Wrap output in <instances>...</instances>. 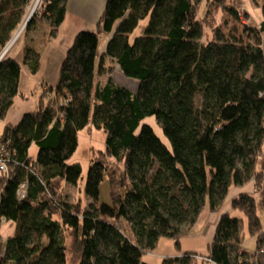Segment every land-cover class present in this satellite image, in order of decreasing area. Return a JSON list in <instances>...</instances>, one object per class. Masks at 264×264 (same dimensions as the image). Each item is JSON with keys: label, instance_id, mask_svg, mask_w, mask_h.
<instances>
[{"label": "trees", "instance_id": "obj_1", "mask_svg": "<svg viewBox=\"0 0 264 264\" xmlns=\"http://www.w3.org/2000/svg\"><path fill=\"white\" fill-rule=\"evenodd\" d=\"M66 1L41 0L25 29L39 19L48 25L47 37H55ZM197 1L105 0L99 29L78 31L55 85L48 84L37 110L15 124L6 115L14 96H22L21 64L1 58L0 155L7 169L0 171V220L15 227L0 237V264H67L68 231L80 240L78 264H150L142 255L160 238L179 247L205 210L220 213L233 188L252 181L254 192L233 196L230 207L256 235L255 254L242 247L245 221L226 212L206 255L186 252L161 264H194L197 257L264 264L253 197L263 177L255 164L264 153V0H253L263 15L256 26L240 20L236 0H207L202 12ZM31 2L0 0V50ZM204 26L209 39L203 38ZM99 32L108 36L101 51ZM35 41L28 40L21 61L33 75L42 56ZM108 60L137 81L135 90L113 78ZM149 116L168 143L145 122ZM90 118L106 129V140L104 150L91 154L82 188L89 204L81 208L78 199L65 201L63 184L80 185L81 165L68 160ZM105 180L112 205L100 200ZM22 185L26 191L19 198ZM120 219L128 231L117 226Z\"/></svg>", "mask_w": 264, "mask_h": 264}, {"label": "rangeland", "instance_id": "obj_2", "mask_svg": "<svg viewBox=\"0 0 264 264\" xmlns=\"http://www.w3.org/2000/svg\"><path fill=\"white\" fill-rule=\"evenodd\" d=\"M40 1L41 0H39L37 5H39ZM67 1H66V4H67ZM227 1L229 2L230 0H227ZM35 2H36L35 0H32L30 5L28 6L27 16L23 20L22 25H20V26H18V28H16V31L12 35L8 44L4 48H1L0 60L4 56L9 55L10 54L9 52L12 51L13 47H14L13 48L14 52L16 50H18V48L21 49L23 47L24 40L26 41L25 45H24V47H25L29 43L27 41V39H30V37H33V41H35V39L38 38L36 41H38V43H39V48H40L41 52L45 50L46 46H47L46 48L48 49L50 43L53 41L54 38H56L57 35L53 38H50V39L47 37L46 33L49 30L48 25L45 21L41 22L39 19L34 21L28 30L25 29L26 24L30 20L29 18L32 15L34 16L35 13H37V11L39 10V9H37L36 5H34ZM236 2L240 4V5H238V8H240V7L243 9L245 8L246 12L249 14V16H247V17L246 16L244 17V15L242 16L241 19H243V22L248 21L252 26H256V24H258L262 20V16H263L262 15V9L259 8L256 4H254L253 0H236ZM197 4L200 5L199 11L202 12V10L207 5V0H198ZM93 6H94V4H93ZM79 7H81V6H79ZM84 9L86 11H88V12L84 13V16L88 17L90 20H92V19L94 20L95 16H94L93 11L97 10V6H96V9H94V7H92L91 5H88ZM244 14H245V12H244ZM29 15H31V16H29ZM38 15L39 14H36V18ZM239 15H241V12L238 11V16ZM28 16H29V18H28L29 20L27 19ZM216 17L217 18L214 19V21L216 20L219 22L220 15H216ZM85 21H87V20H84L81 17L77 18V20L72 23V28H76L78 23H80V25H81L79 27L80 30L88 29L89 26H91V25H86ZM61 24H60V26H61ZM42 27L44 30L42 29ZM97 29H99V28L94 23V29L93 30H97ZM44 31H45V33H44ZM210 31H211L210 28H207V26H204V30H203L204 37L203 38H205V39L211 38L212 33H210ZM107 37L108 36L105 33L99 32V38H100L99 49H100V51H101V48L104 47V45L108 39ZM24 38H26V39H24ZM262 40L264 42V37ZM35 45H36V43H35ZM52 45L54 46V44H52ZM55 45H56V47L59 46L57 43ZM56 47L55 48L50 47L49 49L51 51L55 52L54 50L56 49ZM262 47H263V53H264V43H263ZM6 49H8V50L6 51ZM54 54H56V53H54ZM54 54L52 56H54ZM16 57L18 59L19 56H16ZM57 58L58 57L55 56V57H51V59H48V57L45 58V56H44L43 57V64H42L43 70L40 71L39 73H35V75L27 72L26 66L21 63L22 59L17 60L21 64V67L23 68V69L21 68V72H20L21 77H20V82H19V84L21 83L20 86H22L21 87L22 91L20 90L22 92V96H14L13 104L9 110V114H12L13 112L15 113V111H18V110L19 111L37 110L38 101H39V97H40L39 95L41 94V92L43 90L44 91L47 90V88L49 86L48 84L55 85V83L53 84L52 82H55L57 80L56 79V73H54V67L57 64V62H56ZM47 60H49V61L47 62ZM61 61H60V63H61ZM106 63L108 65L113 66L112 67V71H113L112 74H113V78H115V80L117 82L121 83L124 86L127 85L132 90H135L137 81H133L129 78L124 77L116 69L115 64L112 63L111 61L108 60ZM58 71H59V68H58ZM47 77H50V78L47 79ZM42 78L50 80V81H48L50 83H48V84L43 83V81H46V80H42ZM105 78H106L105 76H102L99 78L98 81L104 83ZM53 80H55V81H53ZM6 119H7V115H6ZM9 121L11 122L12 120L9 119ZM145 122L147 124L152 125L156 135L159 136L164 142L168 143L166 137L162 134L159 126L156 125L155 119L153 116H149L148 118H146ZM4 124H5V119H4V121L0 120V134L3 133ZM105 137H106V129H104L102 127H97L94 124V122L92 121V118H90L88 123L78 132L79 143H78V146H77L75 152L72 154V156L70 157L68 162L69 163L78 162L81 165L82 179L79 182V184H80L79 186H76V185L73 186V185H69L67 183L63 184V196H64V199L66 202L75 204L76 199H78V202H79L81 208L85 207L84 202L89 204V199H85L87 197L83 194V190H82V188H84L83 183L85 180V176L87 175V169H88V165L90 163L89 160L91 158V154H92V152L95 153V151H97V150H104L105 140H106ZM36 150H37L36 146L31 147L30 152L32 153V155H35L37 153ZM255 165H256L255 170L257 172H262V175H263L261 185L259 186L260 187L259 191L254 193L253 197L255 198V207L257 209L258 218L261 222V231L263 233V238H264V153L262 154V156H259L257 158ZM254 188L255 187H254L253 181L250 183H246V184L242 185L241 187H234L232 190L233 193L230 194L229 197H227L226 204L227 203L230 204V201H231L230 198H232L233 195L235 196V194H239L241 192L253 193L255 190ZM100 194H101L100 200L103 203H105L106 205H112L113 204L111 197H110V184L108 183V181H106V180L103 181V184L100 187ZM229 210L234 215L241 217L245 221V223H244L245 225H244L243 231H242V232H244L242 247L249 254H255V250L257 247V238H256V235H254V236L250 235V233L247 231L246 218L243 216L242 213L239 212V210H232V208H230ZM205 218H206V213H205V215H203V217H201V221H199L200 224L197 222L198 224L196 225V227H194L191 230V232L188 234V236H183L180 238L179 247L178 246L176 247L174 245V243L166 237L160 238L158 240L156 246H155V249L153 251L144 252V254L142 255V259L145 260L146 262L150 263V264H161V262L163 261L164 258H166V256H177V254L186 253V252H194L200 256L206 255L208 252V247H209L208 244H209L211 239L208 238V234H206L207 232L204 229ZM116 224L118 227H121L123 230L128 231V226L125 224V222L122 219L117 220ZM14 227H15L14 222H10V221L5 222V221L0 220L1 241L3 238L9 236V234H12L14 232L13 231ZM65 240H66V258H67V262H68L67 264H78V260H79L80 252H81L80 251V240H79L78 235L77 234L75 235L73 232L68 231L65 235ZM1 248H2V246H1ZM1 248H0V250H1ZM201 257H197L196 262L194 264H214L212 261H209V260H207L205 258H201Z\"/></svg>", "mask_w": 264, "mask_h": 264}, {"label": "crops", "instance_id": "obj_3", "mask_svg": "<svg viewBox=\"0 0 264 264\" xmlns=\"http://www.w3.org/2000/svg\"><path fill=\"white\" fill-rule=\"evenodd\" d=\"M104 3H105V0H68L67 1V4H66L67 9H66V14H65V20L61 24V26L58 28L59 31L57 33L56 38L53 39V41L50 43V45L48 44L49 45L48 49L46 48L47 47L46 46L45 50L42 51L43 53H42V56H41V59H40L41 60L40 61L41 66H40V69L36 73H39L40 71L43 70V65L42 64H43V57L44 56H45V58L48 57V59H51V57H55L56 56V57H58L57 61H56L58 65L56 64V66L54 67V73H56V79H58V74H59L58 73V68L60 67V64H61L60 61L63 59L64 55L68 51L67 50L68 47L71 45V43L74 40L73 39L74 35L80 30L79 27L81 26L80 23H78L76 28H72V23L75 22L77 20V18L81 17L82 19L87 20V21H85L86 25H91V26H89L88 29H85V30L97 31V30H93L94 29V23L97 25V22L99 21V19L101 17L100 15H101V13H102V11L104 9V6H105ZM93 4H94V6H93ZM88 5H91L92 7H94V9H96V6H97V10L93 11L94 12V16H95L94 20L93 19L90 20L88 17L84 16V13L88 12L84 8L87 7ZM79 6H81V7H79ZM245 11H246V9H245ZM247 15L249 16L248 13H247ZM42 29H43V27H42ZM44 33H45V31H44ZM24 39H26V38H24ZM30 39H33V37H30ZM37 39L38 38H36V40ZM28 40L29 39H27V41ZM25 42L26 41L24 40L23 47L21 49L18 48V50H16L15 52L13 51V48H14L13 47L12 51L9 52L10 53L9 55L11 57H14L16 60L22 59L23 58V54H24L23 49H24ZM262 42H263V40H262ZM35 43H36V41H35ZM56 43L59 45L58 47H56V45H55ZM52 44H54V46ZM38 45H39V43L37 42L36 46H38ZM50 47H53V48L56 47V49L54 50L55 52L51 51L49 49ZM54 53H56V54H54ZM53 54H54V56H52ZM16 56H19L18 59H17ZM48 61L49 60H47V62ZM26 70L29 73L27 67H26ZM49 78L50 77H47V79H49ZM47 79L42 78V80H46V81H43V83H45V84L50 83V82H48L50 80H47ZM53 81H55V80H53ZM56 81L52 82V83L54 84V83H56ZM20 85H21V83L19 84V86ZM21 87L22 86H20V90L22 91ZM26 111H19L18 110V111H15V113L13 112L12 114H9V111H8L7 112V119L8 120L11 119L12 120L11 122L13 124H15V123H17L20 120L21 116L24 113H26ZM232 193L233 192L231 191L230 194H232ZM235 195H237V194H235ZM229 209H230V204L227 203L224 206L223 211H225L227 213H232ZM205 213H206V218L204 220V223H205L204 229L207 232L206 234H208V238L212 239L214 234H215L214 231H215L216 225L218 223L217 220H218V217H219L220 213L210 212V211H207V210L204 211L203 215H205ZM203 215L201 217H203ZM201 217L199 218L198 223H199V221H201Z\"/></svg>", "mask_w": 264, "mask_h": 264}, {"label": "built area", "instance_id": "obj_4", "mask_svg": "<svg viewBox=\"0 0 264 264\" xmlns=\"http://www.w3.org/2000/svg\"><path fill=\"white\" fill-rule=\"evenodd\" d=\"M36 2L34 3V5H36V7L38 6V2L39 0H35ZM38 8V7H37ZM239 9V12H241V15H239L240 19L242 18V16L244 15V9L243 8H238ZM242 22H243V19H241ZM245 23V21L243 22ZM5 50V49H4ZM8 49H6L7 51ZM2 157H3V154L0 155V171H5L6 172V169H7V165H5V162L2 160ZM26 189V186L25 185H22V187L18 190V196L19 198H24V195H25V190Z\"/></svg>", "mask_w": 264, "mask_h": 264}, {"label": "water", "instance_id": "obj_5", "mask_svg": "<svg viewBox=\"0 0 264 264\" xmlns=\"http://www.w3.org/2000/svg\"><path fill=\"white\" fill-rule=\"evenodd\" d=\"M29 16H31V15H29ZM29 16L27 17V19L29 18ZM29 20V19H28ZM231 193V192H230ZM241 193H247V192H241ZM241 193H239V194H241ZM251 194V193H250ZM230 196V194L228 195V197ZM231 208V207H230ZM222 213H226L225 211H223V209H221L220 210V214H222ZM220 214H219V217H220ZM218 217V218H219Z\"/></svg>", "mask_w": 264, "mask_h": 264}]
</instances>
